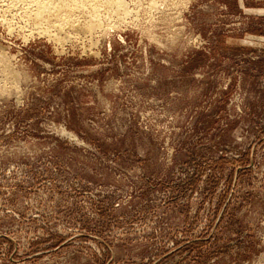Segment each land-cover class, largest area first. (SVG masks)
I'll return each instance as SVG.
<instances>
[{"label":"rangeland","instance_id":"rangeland-1","mask_svg":"<svg viewBox=\"0 0 264 264\" xmlns=\"http://www.w3.org/2000/svg\"><path fill=\"white\" fill-rule=\"evenodd\" d=\"M109 1L0 0V264H264V0Z\"/></svg>","mask_w":264,"mask_h":264},{"label":"bare ground","instance_id":"bare-ground-1","mask_svg":"<svg viewBox=\"0 0 264 264\" xmlns=\"http://www.w3.org/2000/svg\"><path fill=\"white\" fill-rule=\"evenodd\" d=\"M86 1H89V2L94 4V2H97L98 0H34V1L32 0V3H34V5H35V10L32 14L34 17L33 20L37 23V25H39L41 23L49 21V19L51 20L52 18H54L55 21L58 23L57 28L58 27L63 28L62 26H64V24H65V26H68V27L70 26V28H72V29L75 28L74 30L83 29V31H85L87 33H91V31L96 29L95 27L97 26V23L94 22L95 20L92 22L89 21L90 23L87 22V24H83V25L81 24V25L77 26L75 24V21H73L70 17L72 10L75 7L77 8L78 6H81V5L83 6ZM111 1L112 0H110L109 3H111ZM115 2H116L117 10L119 11V9H122V12L124 14H126L127 10L123 9V6L121 5V3L117 2V1H115ZM99 3H101V2H99ZM29 5H30V3H29ZM94 6H95V4H94ZM93 11L98 12V11H96V8Z\"/></svg>","mask_w":264,"mask_h":264}]
</instances>
